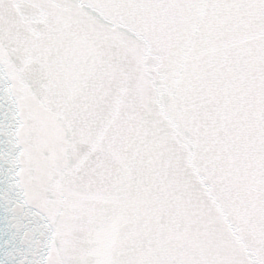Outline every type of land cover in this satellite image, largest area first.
Returning a JSON list of instances; mask_svg holds the SVG:
<instances>
[{
  "label": "snow or ice",
  "instance_id": "obj_1",
  "mask_svg": "<svg viewBox=\"0 0 264 264\" xmlns=\"http://www.w3.org/2000/svg\"><path fill=\"white\" fill-rule=\"evenodd\" d=\"M0 264H264V0H0Z\"/></svg>",
  "mask_w": 264,
  "mask_h": 264
}]
</instances>
